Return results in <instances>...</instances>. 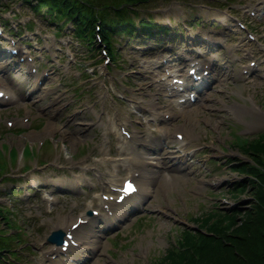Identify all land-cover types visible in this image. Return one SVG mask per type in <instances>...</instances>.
<instances>
[{"label":"rangeland","instance_id":"obj_1","mask_svg":"<svg viewBox=\"0 0 264 264\" xmlns=\"http://www.w3.org/2000/svg\"><path fill=\"white\" fill-rule=\"evenodd\" d=\"M137 10L136 22L151 17L167 31L114 34L116 58L107 61L85 48L69 22L56 31L18 0L0 8L9 23L0 20V45L18 49L12 57L0 50V88L9 91L0 97V203L23 229L13 242L18 256L5 253L0 264H149L185 227L204 230L192 217L235 207L245 218L252 197L231 190L246 178L230 160H252L233 144L236 135L264 132V0H149ZM195 62L211 67L206 92L194 89L199 99L181 102L191 90L170 95L178 89L166 82ZM120 125L153 144L146 160L157 186L139 195L144 207L126 209L135 197L111 209L103 202V193H114L111 181L120 184L144 151L119 148ZM70 214L68 225L93 215L80 233L99 237L91 236L93 247L54 252L47 237ZM221 236L239 254L236 236L256 246L249 225Z\"/></svg>","mask_w":264,"mask_h":264},{"label":"trees","instance_id":"obj_2","mask_svg":"<svg viewBox=\"0 0 264 264\" xmlns=\"http://www.w3.org/2000/svg\"><path fill=\"white\" fill-rule=\"evenodd\" d=\"M149 0H18L28 6L37 15L43 16L61 30L66 23H71L72 32L83 43L87 50L100 51L96 44L97 37L106 46L112 60L116 58L117 49L113 43L114 34L151 35L162 30L166 25L157 23L151 17H140L136 22L138 6ZM9 1L0 0V8H8ZM2 24L9 25L0 16ZM31 28L32 20L24 24ZM233 144L241 153L252 158L251 162L232 159L231 167L239 170L246 179L233 183V189L239 192L248 191L252 197L249 207L244 209L245 218L239 214L242 209L230 208L227 211L210 213L202 219L204 230L185 227L181 236L167 249V252L151 260L149 264H264V132L253 137L236 135ZM247 184H249L247 186ZM237 197L236 193H231ZM253 231L256 246L251 247L253 240L236 236L237 245L242 248L241 254L234 252L222 242V233L231 228L239 234L242 231ZM201 227V226H200ZM20 230L13 233L12 230ZM21 226L14 219L10 208L0 203V259L4 254L18 256L13 242L22 241ZM210 231H215L210 233ZM260 241V243H258ZM16 243V242H14ZM27 242H24L26 244Z\"/></svg>","mask_w":264,"mask_h":264},{"label":"bare ground","instance_id":"obj_3","mask_svg":"<svg viewBox=\"0 0 264 264\" xmlns=\"http://www.w3.org/2000/svg\"><path fill=\"white\" fill-rule=\"evenodd\" d=\"M203 68H205V67H203ZM190 84H191V82H189V80H188L185 85L188 86ZM193 84H194V82H193ZM171 85H173V82L167 83V86H171ZM177 85H178V89L184 88L181 83H178ZM1 90H3V89L0 88V91ZM8 92L9 91H7V93ZM184 92H186L185 88H184V90H182L181 93H184ZM150 102L156 103L155 100L154 101L151 100ZM152 113H153V115L155 117H158L159 116L158 114L154 113V111H152ZM165 114L166 113H164V115ZM134 137L135 138L137 137V133H135V132H133V134H132V136H131L130 139H133ZM183 139H184V137H183ZM137 140H139V139H137ZM120 141H121V143H120V147L121 148L128 147V144H130V141L126 137H122V139ZM151 142L152 141H148L147 148H151L153 146V144ZM139 144L140 145H144V142H140ZM148 157H149L148 151H145V154L142 155V158L140 156V158H138L135 161H133L131 163V166L132 167H130L128 169L129 174L133 176L134 180L136 181V183L138 185V190L136 192H134L133 194H131L132 196L134 195L135 197H138L140 193H144V195L146 196V195H148L150 193V191H151L150 190V187L151 186H157V182L154 179H152L153 178L152 176H150L151 169H149L148 166H150L149 162H151V161H147L146 160ZM182 159H183V157L180 158L181 161H182ZM180 167L181 166L175 167L174 168V171L180 169ZM169 173H172L170 175H174L171 170H170ZM166 176H167V174L162 176L161 182L163 180V177L165 179ZM111 184L116 185L115 183H111ZM162 184H164V183H162ZM131 195H129V196H131ZM48 199H50V198H48ZM135 202L138 203V205L140 204L141 207H144V205L142 204V202L138 198H136ZM106 203H109V202H106ZM111 205L113 207V206H116L118 204L115 201V202H111ZM128 207L129 206H127L126 209H128ZM73 218H74V216L70 214L69 216H65V218L63 219V221L60 223V225H63L64 224L63 225V229H65V231L71 229V225H68L67 224V221H69V220H71ZM78 218L79 217H76L75 221H73L71 224L77 222L78 221ZM82 218H85L86 219V216L85 217L82 216ZM93 220H94V217L91 216L90 219H88V221H87L88 223L87 224H90V223L92 224V221ZM87 224H86V222L80 223L79 226L72 231V233L74 234V238L73 239H75L76 241H79L80 245H82L81 247H93L91 245H88V244L91 243L90 242L91 236H93V237H99V235L98 234H95V232L92 231V230H90L91 235L89 233H80L82 231V229ZM84 237H86V238H84ZM70 244H71V242L69 243V245ZM61 248H62V246H60L59 248L56 246V247H54V251H57L58 249H61Z\"/></svg>","mask_w":264,"mask_h":264},{"label":"water","instance_id":"obj_4","mask_svg":"<svg viewBox=\"0 0 264 264\" xmlns=\"http://www.w3.org/2000/svg\"><path fill=\"white\" fill-rule=\"evenodd\" d=\"M62 238H63V231L62 230L53 231L52 234L49 237L50 240L57 239L58 241H61Z\"/></svg>","mask_w":264,"mask_h":264},{"label":"snow or ice","instance_id":"obj_5","mask_svg":"<svg viewBox=\"0 0 264 264\" xmlns=\"http://www.w3.org/2000/svg\"><path fill=\"white\" fill-rule=\"evenodd\" d=\"M129 190H132V185H131V183H129Z\"/></svg>","mask_w":264,"mask_h":264}]
</instances>
